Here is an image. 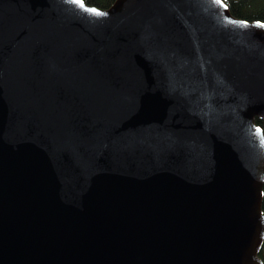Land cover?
I'll list each match as a JSON object with an SVG mask.
<instances>
[{"label": "water", "instance_id": "95a60500", "mask_svg": "<svg viewBox=\"0 0 264 264\" xmlns=\"http://www.w3.org/2000/svg\"><path fill=\"white\" fill-rule=\"evenodd\" d=\"M255 116L223 0H0V264H262Z\"/></svg>", "mask_w": 264, "mask_h": 264}, {"label": "trees", "instance_id": "16d2710c", "mask_svg": "<svg viewBox=\"0 0 264 264\" xmlns=\"http://www.w3.org/2000/svg\"><path fill=\"white\" fill-rule=\"evenodd\" d=\"M85 3L100 8H105L111 4L113 0H83ZM231 15L244 20H259L264 22V0H224ZM255 125L261 128L264 135V119L254 117ZM260 210L264 215V181L261 187ZM257 256L264 264V237L257 251Z\"/></svg>", "mask_w": 264, "mask_h": 264}, {"label": "snow or ice", "instance_id": "6c2138e0", "mask_svg": "<svg viewBox=\"0 0 264 264\" xmlns=\"http://www.w3.org/2000/svg\"><path fill=\"white\" fill-rule=\"evenodd\" d=\"M217 2H222V0H217ZM225 7H227V5L225 4ZM93 11H95V10H93Z\"/></svg>", "mask_w": 264, "mask_h": 264}, {"label": "flooded vegetation", "instance_id": "af4514ba", "mask_svg": "<svg viewBox=\"0 0 264 264\" xmlns=\"http://www.w3.org/2000/svg\"><path fill=\"white\" fill-rule=\"evenodd\" d=\"M224 1V0H223ZM226 4V3H225Z\"/></svg>", "mask_w": 264, "mask_h": 264}]
</instances>
